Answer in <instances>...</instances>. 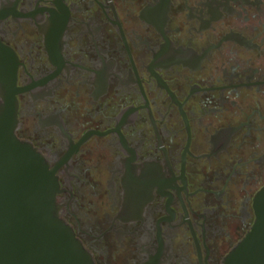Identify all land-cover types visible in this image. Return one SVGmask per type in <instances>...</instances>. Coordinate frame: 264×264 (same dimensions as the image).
Returning <instances> with one entry per match:
<instances>
[{"label": "water", "instance_id": "95a60500", "mask_svg": "<svg viewBox=\"0 0 264 264\" xmlns=\"http://www.w3.org/2000/svg\"><path fill=\"white\" fill-rule=\"evenodd\" d=\"M0 264H264V0H0Z\"/></svg>", "mask_w": 264, "mask_h": 264}]
</instances>
